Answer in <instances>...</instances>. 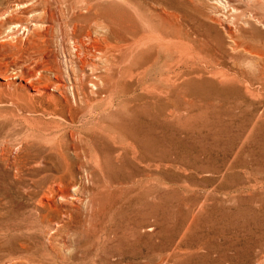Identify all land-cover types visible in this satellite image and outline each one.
I'll return each mask as SVG.
<instances>
[{
	"label": "rangeland",
	"instance_id": "obj_1",
	"mask_svg": "<svg viewBox=\"0 0 264 264\" xmlns=\"http://www.w3.org/2000/svg\"><path fill=\"white\" fill-rule=\"evenodd\" d=\"M215 2L0 0V264H264V0ZM164 10L171 44L144 51L135 80L118 83L123 91L94 103L84 122L59 93L50 100L30 90L49 67L64 73L85 55L75 52L74 34L117 41L127 15L141 32H158L150 15ZM99 18L100 27H88ZM11 24L28 30L11 34ZM102 120L126 141L118 160L111 141L108 152L83 133ZM79 135L89 153L81 179L95 170L107 184L99 229H88L83 190L72 202L80 222L52 231L40 220L33 230L31 190L43 184L36 177L62 154L73 159L67 148L79 146ZM149 211L148 239L131 226Z\"/></svg>",
	"mask_w": 264,
	"mask_h": 264
},
{
	"label": "bare ground",
	"instance_id": "obj_2",
	"mask_svg": "<svg viewBox=\"0 0 264 264\" xmlns=\"http://www.w3.org/2000/svg\"><path fill=\"white\" fill-rule=\"evenodd\" d=\"M215 1L217 2H215L216 5L221 4V7H228L231 0ZM250 1L257 2L258 0ZM14 6L20 8L23 7V4L16 3ZM79 14L81 15V13ZM150 16H152L151 19H155L159 22L160 30L158 32L152 29H149L147 32H141L138 29V24L140 25L141 23L140 20L133 15H127V27L123 29L124 37L118 38L117 41L113 40V38L110 39L103 32L90 33L89 38L74 34L71 38L73 39L75 52L78 56L81 54L85 55L75 67H70L69 70H65L64 73L59 72V68L57 67H55V69L49 67L47 70L51 71V73L41 74V79H39L36 84L30 83V90L35 96L43 95L50 100L57 99L55 93H59L65 100L67 104L66 107L69 109L71 107L75 108V117L77 121L79 123L84 122L94 103L103 102L111 93L122 92L125 86L132 83L136 76V66L144 51L150 50L151 46L156 43L162 44L163 47H167L168 44H171L172 23L170 13L167 10L161 13L152 11ZM103 21L102 18L98 20L94 19L88 23V27L91 28L94 25L100 27ZM25 30H28L26 25L11 24L8 26V31L11 34H24ZM86 35L88 34L86 33ZM63 76H66V78H63ZM70 79L72 80L71 82ZM67 82L69 85H67ZM118 83H121L124 87L119 88ZM66 89L69 90L73 102H75V98L77 99L75 107L69 98L63 95ZM134 109L135 108L132 109V112ZM125 113L127 114L126 111ZM109 122L107 121V123H105L102 120V122H100L102 127L99 130H90L89 128V130L87 129L83 133L94 137L101 147L105 145L107 148L108 142L111 141L113 146L111 155H113V157L115 156V160H118L122 157V150H125L126 141L121 138L116 130L109 127ZM74 140L79 143V146L77 147L75 143H71L67 148L68 152L70 149L72 150L73 159L67 156V154H62L59 162H55L54 165L50 164V166L43 168L44 175L41 174L43 177L40 176L42 180L36 177L37 181L43 184L39 185L37 190H31V193H33L32 197H34V199H32L34 200L32 203H34L33 206H31V212L35 216L34 218L32 217L33 219L31 218L32 221L30 220L31 229H38L41 225L40 220L46 221V226L51 228L52 231L55 229V226H59L58 224L65 227L64 224L69 221L73 220L75 224L80 222L82 215L79 213V202L74 204L72 202L81 199L79 194L82 193L83 190L86 191L91 203L88 229L91 227L95 231L99 229H96V217L102 213L101 202L104 200L103 197L106 196L105 189L107 184L101 177H96L95 170L89 171L90 181L88 179H81L79 175L81 164H87V160H89V153L81 147V145L87 144V139L79 135ZM98 145L97 147L99 149ZM107 151L109 152V148H107ZM98 160L99 159H93V163L96 167L100 166ZM88 183L89 185H87ZM118 184L121 183L118 182ZM75 189L76 191H74ZM65 204H67L69 208H65ZM87 220L88 218L84 223L87 222ZM51 221L56 225H51ZM42 230L51 232L49 231L50 229L45 227ZM131 230L134 233L136 232V235L145 234L148 239L151 238L155 233V223L151 212L149 211V214L147 213V216L142 221L135 222L134 225L131 226Z\"/></svg>",
	"mask_w": 264,
	"mask_h": 264
}]
</instances>
